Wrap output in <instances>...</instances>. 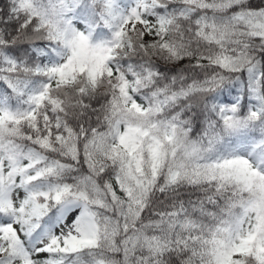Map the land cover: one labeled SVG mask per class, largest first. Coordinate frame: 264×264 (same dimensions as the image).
<instances>
[{"label":"snow or ice","instance_id":"6c2138e0","mask_svg":"<svg viewBox=\"0 0 264 264\" xmlns=\"http://www.w3.org/2000/svg\"><path fill=\"white\" fill-rule=\"evenodd\" d=\"M0 264H264V0H0Z\"/></svg>","mask_w":264,"mask_h":264}]
</instances>
